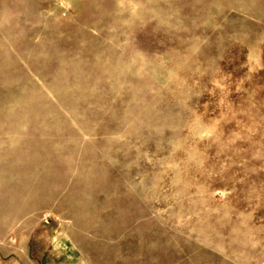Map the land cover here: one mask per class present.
<instances>
[{"label":"rangeland","instance_id":"1","mask_svg":"<svg viewBox=\"0 0 264 264\" xmlns=\"http://www.w3.org/2000/svg\"><path fill=\"white\" fill-rule=\"evenodd\" d=\"M0 22V111L79 72L93 100L77 114L98 130L74 161L72 135L28 154L47 164L0 147L9 242L75 244L92 264L90 244L100 264H264V0H0ZM130 87L151 126L122 123Z\"/></svg>","mask_w":264,"mask_h":264},{"label":"bare ground","instance_id":"2","mask_svg":"<svg viewBox=\"0 0 264 264\" xmlns=\"http://www.w3.org/2000/svg\"><path fill=\"white\" fill-rule=\"evenodd\" d=\"M5 24H8V22H0V28L10 34L12 30L6 29ZM0 48L2 50L3 47ZM4 74V69L0 67V75L4 76ZM6 74L9 75L10 73L7 72ZM100 74L102 78L113 77L115 84H133L134 82L132 76L126 77V74L123 75L109 70H102ZM81 77L82 75L79 72L61 71L51 79L49 84L40 85L41 88L28 96L26 101L16 107L5 108L2 110L3 114L0 111V134L4 135L0 147H8L14 156H24L25 164L35 163V161L36 163L47 164V158L29 160L28 154L44 148L43 139L53 138L56 134L72 135L71 143L74 145V149L69 152L72 161L75 160L76 154L81 155L92 150L93 142L85 141V137L98 133V130L96 131V126L91 127L77 114L78 110L87 105V102L93 100L79 85ZM130 86L132 87V85ZM131 87L123 94L131 102V106L126 110L122 123L126 125L129 122H136V126L139 128L142 122L146 121L151 126L153 122L151 121V117L153 118L152 110L149 108L143 109L144 107L140 105V102H137V98L141 97L142 90L137 87L132 92ZM134 87L136 86L134 85ZM70 94H78L79 98L74 100ZM93 117L95 116L93 115ZM46 119H51L52 122L46 124ZM149 125L147 127L150 128ZM29 129L33 130L38 137H27L26 133ZM61 129L62 132H60ZM125 134L130 136L133 135V132L128 130ZM104 147L108 148V144ZM49 152L59 153L57 149H52ZM67 172L73 177L78 173L76 169L72 168L68 169Z\"/></svg>","mask_w":264,"mask_h":264},{"label":"crops","instance_id":"3","mask_svg":"<svg viewBox=\"0 0 264 264\" xmlns=\"http://www.w3.org/2000/svg\"><path fill=\"white\" fill-rule=\"evenodd\" d=\"M54 245L52 248L42 249L40 244L26 245L24 241L17 236L15 242H9V237L4 229H0V264H92L77 245ZM93 251H97L96 264H100V245L90 244ZM79 253L80 259H72Z\"/></svg>","mask_w":264,"mask_h":264}]
</instances>
